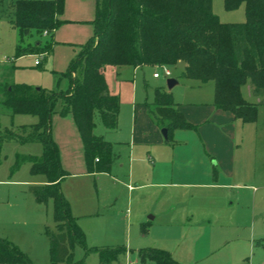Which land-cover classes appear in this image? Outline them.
Instances as JSON below:
<instances>
[{
  "label": "trees",
  "instance_id": "trees-1",
  "mask_svg": "<svg viewBox=\"0 0 264 264\" xmlns=\"http://www.w3.org/2000/svg\"><path fill=\"white\" fill-rule=\"evenodd\" d=\"M245 5L244 22H223L213 12L212 0H96L93 35L81 45L60 79L65 89H47L27 83L6 84L4 103L12 114L38 117L37 122L0 132L5 140L42 143L40 156L17 160L31 163L34 174H44L45 184L30 185L38 203L53 202L54 228L47 227L51 260L48 264H83L75 260V247L85 244V233L73 215L60 183L68 175L61 163L58 144L52 135V117L58 101L59 113L72 114L80 133L88 172L109 171L114 161L112 142L96 134L98 116L107 129L117 128L120 97L107 84L104 69L117 67L175 66L185 63L182 78L214 83L213 105L232 112L243 122L257 120L258 107L264 106V0H224L225 8ZM65 0H16L12 24L19 30L15 57L46 54L54 45L53 32L63 22ZM33 32L43 38L32 42ZM250 85L258 102L247 100L242 92ZM148 112L159 127L195 129L178 108L172 92L157 87L154 100L146 102ZM264 247V238L255 241ZM89 250V249H88ZM100 263L106 264L126 253L122 245L95 248ZM144 263L182 264L165 249L143 247ZM0 263L31 264L14 243L0 236Z\"/></svg>",
  "mask_w": 264,
  "mask_h": 264
},
{
  "label": "crops",
  "instance_id": "crops-1",
  "mask_svg": "<svg viewBox=\"0 0 264 264\" xmlns=\"http://www.w3.org/2000/svg\"><path fill=\"white\" fill-rule=\"evenodd\" d=\"M79 1L76 5L73 0H65L64 12L59 16L63 22L53 32L55 47L73 45L81 49L93 35L96 0ZM23 56L15 58L11 72L23 66L20 63ZM69 58L66 57L65 62ZM51 63L50 57L46 65ZM40 64L39 60L36 65ZM112 67L120 76L126 67L144 66ZM11 83H23V80L12 79L6 84ZM209 87L208 96L192 100L184 107L178 102L179 110L196 125V134H190L184 145L178 143L170 149H153L134 141L129 166L119 162L118 168H113L114 157L109 171L88 172L74 117L68 114L62 118L56 110L52 117V135L60 150L62 166L68 172L60 186L73 215L86 220L105 213L120 218L127 230L135 225L145 230L159 227L161 239L172 242L174 247L169 250L182 264H198V261H203L201 264H235L234 257L221 252L232 239L240 238L243 227L247 228L250 221L254 245L257 239L264 238V234L255 231L257 222L261 227L264 225V125L260 126L264 118L261 120L258 116L259 139L255 146V162H251L246 147L249 143L244 132L246 126L232 112L213 105L214 83ZM165 89L170 91L168 87ZM247 90L250 99L243 94L244 97L258 102L260 97L253 96L248 85ZM137 113L135 110L134 133H139ZM139 113L142 114V110ZM68 178L74 179L73 182L63 184ZM93 181L101 196L93 190ZM25 183L45 184L47 178Z\"/></svg>",
  "mask_w": 264,
  "mask_h": 264
},
{
  "label": "rangeland",
  "instance_id": "rangeland-1",
  "mask_svg": "<svg viewBox=\"0 0 264 264\" xmlns=\"http://www.w3.org/2000/svg\"><path fill=\"white\" fill-rule=\"evenodd\" d=\"M15 1L0 0V132H4L5 128L16 129L21 124L37 121L36 115L12 114L10 112L3 102V88L6 83L11 82L12 79H21L23 83L37 87H47V89L58 90V85H60L59 89H63L66 82L68 87V81L65 78L58 84L61 73L66 71L69 63L80 52V49L73 45L55 47L54 44L49 55L25 54L20 61L23 66L11 72V67L15 65V47L19 40V30L11 22ZM79 2V0H73V4L77 5ZM76 5H74V8ZM212 8L213 12L223 22H244L246 20L244 4L228 10L225 8L224 0H212ZM71 10L73 11V8ZM69 35L73 36V34ZM41 38L43 36L33 32L30 40L35 42ZM68 56L70 58L67 60L68 62H65V58ZM50 57L52 63L47 66L46 63H48ZM37 59L41 61L40 65L35 64ZM17 64L19 65V62ZM184 66L185 63L179 61L175 66H144L136 69L126 67L120 76L116 74L115 69L111 65L105 67L104 74L109 89L113 94L120 97V113L117 128L114 130L107 129L97 116L95 131L97 135L103 136L112 142L114 157H116L113 168H118L119 162H123L125 167L129 166L130 150L134 145V141L142 144L143 147L170 149L179 145L178 143L184 145L187 139L191 137L190 134H196L195 129L177 128L171 132L169 141H165L159 125L148 112L147 106L144 105L145 102L150 103L154 100V92L157 87H168L167 79L170 77L179 80V83L171 88L170 91L175 101L180 102L181 106L184 107L186 103H190L195 99L198 100L199 97L208 96V92L211 89L209 86L213 82L199 83L194 79L180 77ZM165 67L170 70V76L165 75ZM154 72H159L160 78H155L153 76ZM247 85L242 87V92L246 98L250 99ZM135 104L139 106L136 107ZM61 105L62 101L60 100L56 104L55 111L59 112ZM135 110L138 112L136 115L139 116L137 128L139 133H134L133 130ZM139 110H142V114L139 113ZM66 115L60 114L62 118ZM259 115L261 120H263L264 106L258 107ZM185 118L190 121L186 116ZM257 120L254 122L241 121L247 128L244 132L247 136V142H249L246 147L251 157V162H255V146L257 139H259L257 138V126L259 124ZM263 125L262 123L260 126ZM239 131L241 132L242 130L239 129ZM260 137L262 138V136ZM261 138L260 140L263 139ZM199 146L203 147V145ZM42 151V143L38 141L18 142L16 140H5L0 146V236L7 238L24 252L31 264H48L51 260L47 227L54 228L55 224L53 202L49 200L48 202L38 203L33 193L29 190V185L34 183H25L26 180L46 178V175L34 174L31 171V163L28 160H22L19 165H16V162L25 156H40ZM71 180L74 179L68 178L63 184L73 182ZM92 188L101 196V192L94 181L92 182ZM257 213L260 214L258 215L260 218L261 213L258 209ZM88 218L85 220L84 217H77L78 223L85 233L86 247L82 245L76 246L74 257L77 261L82 260L83 264H101L99 254L95 250L98 247L122 245L127 248L126 253L119 254L115 260L106 264H130V262L150 264L148 262L144 263L139 256L138 251L141 248L151 246L170 251L169 248L174 247L172 242L161 239L162 232L159 227L145 230L141 225H135L131 230H127L120 218H115V216L106 215L105 213L104 215ZM255 220H258L257 217ZM82 221H84L83 226L81 225ZM250 224L248 223L247 228L243 227L240 238L232 239L221 252L223 255L234 257L233 261L235 264H264V249L254 245ZM255 225H257L255 226V231H258L259 234H264V225L261 227L258 222ZM173 253L172 255L174 256ZM186 259L191 261L188 258ZM201 263L203 261H198V264Z\"/></svg>",
  "mask_w": 264,
  "mask_h": 264
},
{
  "label": "water",
  "instance_id": "water-1",
  "mask_svg": "<svg viewBox=\"0 0 264 264\" xmlns=\"http://www.w3.org/2000/svg\"><path fill=\"white\" fill-rule=\"evenodd\" d=\"M178 83V79L174 77H170L167 79V86L169 89L173 88ZM161 132L165 139H168V129L166 127H163L161 129Z\"/></svg>",
  "mask_w": 264,
  "mask_h": 264
},
{
  "label": "built area",
  "instance_id": "built-area-1",
  "mask_svg": "<svg viewBox=\"0 0 264 264\" xmlns=\"http://www.w3.org/2000/svg\"><path fill=\"white\" fill-rule=\"evenodd\" d=\"M38 63H39V60H36V64H38ZM164 71H165L166 76L171 75V72L168 68L165 67ZM153 75H154V77H157V78L161 76L159 72H155ZM130 264H137V263L136 262H130Z\"/></svg>",
  "mask_w": 264,
  "mask_h": 264
}]
</instances>
